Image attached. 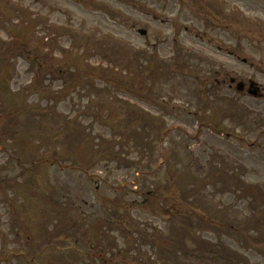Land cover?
I'll use <instances>...</instances> for the list:
<instances>
[{
    "label": "rangeland",
    "instance_id": "1",
    "mask_svg": "<svg viewBox=\"0 0 264 264\" xmlns=\"http://www.w3.org/2000/svg\"><path fill=\"white\" fill-rule=\"evenodd\" d=\"M0 71V264H264V0H0Z\"/></svg>",
    "mask_w": 264,
    "mask_h": 264
},
{
    "label": "trees",
    "instance_id": "2",
    "mask_svg": "<svg viewBox=\"0 0 264 264\" xmlns=\"http://www.w3.org/2000/svg\"><path fill=\"white\" fill-rule=\"evenodd\" d=\"M138 60V59H137ZM143 64H144V61H141L140 63H136L135 65H134V74L132 75V81H134V78L135 77H138V75H141V72L142 71H147V69H145L144 67H143ZM1 72V71H0ZM113 72V71H112ZM114 73V72H113ZM115 74V73H114ZM1 83V82H0ZM131 86H133V85H130V87ZM110 96V95H109ZM114 102V101H113ZM113 104H115V103H113ZM97 112L99 111L98 109L96 110ZM112 114H115L114 112H112ZM116 115V114H115ZM133 116H135V113L133 114ZM132 117V116H131ZM217 122V121H216ZM211 125L215 128V126H216V124H214V123H211ZM100 223H102L101 221H99ZM88 232H90V231H88ZM96 237H97V240H99V241H103V239H104V236L102 235V234H100L98 231H97V233H96ZM98 247H99V245L97 244L96 246H93V247H89V248H87L86 247V249H87V251L89 252V254H90V256L92 257V258H99V259H102V260H104L103 259V256H102V254L98 251ZM158 247V246H157ZM156 247V248H157ZM158 249H159V252L162 254V249L161 248H159L158 247ZM183 249V248H182ZM169 251V250H168ZM192 253H194L193 255H191V256H194L195 254H196V251H193ZM154 261H151V264H155V263H157V262H159L160 260H161V256H159V257H157L156 259H153ZM164 261V260H163Z\"/></svg>",
    "mask_w": 264,
    "mask_h": 264
},
{
    "label": "water",
    "instance_id": "3",
    "mask_svg": "<svg viewBox=\"0 0 264 264\" xmlns=\"http://www.w3.org/2000/svg\"><path fill=\"white\" fill-rule=\"evenodd\" d=\"M141 33L144 34V32H141ZM230 82L233 83L234 79H231ZM249 85H250L249 90H248L249 94L256 97L257 96V88H254V84L252 82H250ZM235 86H236V89L238 91H242L244 88L242 82H237Z\"/></svg>",
    "mask_w": 264,
    "mask_h": 264
}]
</instances>
